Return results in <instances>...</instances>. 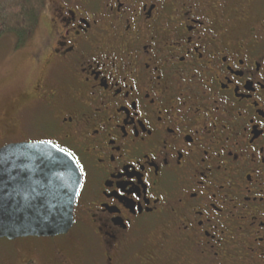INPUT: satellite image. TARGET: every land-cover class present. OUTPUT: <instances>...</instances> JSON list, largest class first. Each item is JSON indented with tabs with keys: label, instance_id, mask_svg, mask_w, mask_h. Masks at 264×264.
Returning <instances> with one entry per match:
<instances>
[{
	"label": "flooded vegetation",
	"instance_id": "1",
	"mask_svg": "<svg viewBox=\"0 0 264 264\" xmlns=\"http://www.w3.org/2000/svg\"><path fill=\"white\" fill-rule=\"evenodd\" d=\"M33 38L0 148L52 143L82 183L68 233L0 264H92L91 236L108 264H264V0H46Z\"/></svg>",
	"mask_w": 264,
	"mask_h": 264
},
{
	"label": "water",
	"instance_id": "2",
	"mask_svg": "<svg viewBox=\"0 0 264 264\" xmlns=\"http://www.w3.org/2000/svg\"><path fill=\"white\" fill-rule=\"evenodd\" d=\"M60 149L47 142L0 148V238L57 236L73 227L82 175Z\"/></svg>",
	"mask_w": 264,
	"mask_h": 264
},
{
	"label": "rangeland",
	"instance_id": "3",
	"mask_svg": "<svg viewBox=\"0 0 264 264\" xmlns=\"http://www.w3.org/2000/svg\"><path fill=\"white\" fill-rule=\"evenodd\" d=\"M39 38L40 36L37 35L35 40H38ZM33 39L34 38L32 37L30 41ZM26 49H24V47L18 48L15 37L11 34H6L0 38V105L2 104V99L7 100L11 96L12 90L15 87L14 85L17 83H15V78L23 74V69L27 66L28 59H26ZM8 110L9 108H0V127L6 122L4 114L7 113ZM93 237L91 236L89 242L85 245V250L91 253L90 262L93 258L92 264H108V261L106 262L107 257L101 253L102 250L99 247L93 248L90 246L91 242L94 246L98 245L97 238ZM10 244L9 241L0 239V252L10 248ZM79 244L80 242H78V245ZM87 245H89V249L87 248ZM1 254L4 253L2 252ZM190 258L191 260L187 261V264H193L192 257L190 256Z\"/></svg>",
	"mask_w": 264,
	"mask_h": 264
},
{
	"label": "trees",
	"instance_id": "4",
	"mask_svg": "<svg viewBox=\"0 0 264 264\" xmlns=\"http://www.w3.org/2000/svg\"><path fill=\"white\" fill-rule=\"evenodd\" d=\"M46 0H0V38L15 37L18 47L26 44L36 32Z\"/></svg>",
	"mask_w": 264,
	"mask_h": 264
},
{
	"label": "snow or ice",
	"instance_id": "5",
	"mask_svg": "<svg viewBox=\"0 0 264 264\" xmlns=\"http://www.w3.org/2000/svg\"><path fill=\"white\" fill-rule=\"evenodd\" d=\"M60 151H61V152H65L66 149L61 148ZM81 171H83V168H82V167H81ZM117 191H119V190H117ZM121 195H123V193H121ZM133 196H134L136 199H139L138 196H135V193H133Z\"/></svg>",
	"mask_w": 264,
	"mask_h": 264
}]
</instances>
